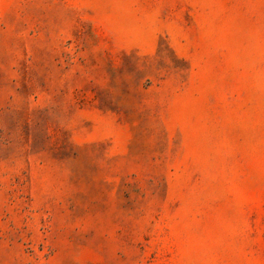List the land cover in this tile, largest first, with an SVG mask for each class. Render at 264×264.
<instances>
[{
  "label": "rangeland",
  "instance_id": "374dc122",
  "mask_svg": "<svg viewBox=\"0 0 264 264\" xmlns=\"http://www.w3.org/2000/svg\"><path fill=\"white\" fill-rule=\"evenodd\" d=\"M0 264H264V0H0Z\"/></svg>",
  "mask_w": 264,
  "mask_h": 264
}]
</instances>
